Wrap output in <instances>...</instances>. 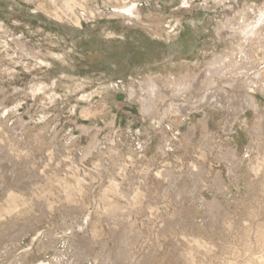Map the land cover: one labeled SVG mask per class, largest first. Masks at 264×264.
<instances>
[{
	"label": "rangeland",
	"instance_id": "rangeland-1",
	"mask_svg": "<svg viewBox=\"0 0 264 264\" xmlns=\"http://www.w3.org/2000/svg\"><path fill=\"white\" fill-rule=\"evenodd\" d=\"M125 3L141 20L115 15ZM252 8L264 0H0V264L264 255Z\"/></svg>",
	"mask_w": 264,
	"mask_h": 264
},
{
	"label": "bare ground",
	"instance_id": "bare-ground-1",
	"mask_svg": "<svg viewBox=\"0 0 264 264\" xmlns=\"http://www.w3.org/2000/svg\"><path fill=\"white\" fill-rule=\"evenodd\" d=\"M118 11L115 13V15H119V16H124V17H128V18H136V19H140V13L138 8L136 7L135 4L133 3H125L122 6L118 7ZM252 13H253V17L252 20H250L249 22H247V20H245L244 24L241 26L240 28V33H242V37L241 40L245 39V42L250 41L251 37L254 36L258 29L260 28V24L264 23V10H262L261 8H252ZM82 18H89V15L86 16V14L81 13ZM244 42V41H243ZM246 50L244 49V45L241 43L237 50L235 51V60H231L230 58H227V60L229 59V62H227L229 65H231L232 63H234L235 65H240L243 63L244 59H243V55L245 57V59H247L246 57ZM222 57V56H221ZM234 58V57H233ZM223 62L224 60L222 58H219L217 60V64L220 63L219 62ZM226 60V61H227ZM246 63V61H245ZM218 67L217 65H213L212 68H216ZM257 77V74L255 75V78L253 79V81H255ZM264 247V243L262 245ZM248 262L249 264H264V255H256V254H251V256L248 258Z\"/></svg>",
	"mask_w": 264,
	"mask_h": 264
}]
</instances>
